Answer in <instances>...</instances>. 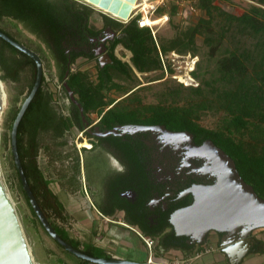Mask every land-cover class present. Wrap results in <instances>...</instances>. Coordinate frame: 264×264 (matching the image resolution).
<instances>
[{
  "label": "trees",
  "instance_id": "trees-1",
  "mask_svg": "<svg viewBox=\"0 0 264 264\" xmlns=\"http://www.w3.org/2000/svg\"><path fill=\"white\" fill-rule=\"evenodd\" d=\"M193 4L202 9L203 14L195 22L181 27L166 41L157 39L149 25L138 24L140 13L126 21L103 13L105 25L111 27L115 34L104 43L110 61L98 65L95 79L90 78L85 69H71L77 57H95V38L101 33V28L90 24L93 9L90 4L81 0H0V18L8 16L22 22L46 44L59 78L73 90L87 119L91 120V112H96L98 124L105 128L125 122H155L175 130H189L196 141L210 138L234 159L240 175L264 197V0H251L240 13L224 10L214 0H194ZM178 8L177 0L173 1L169 15L177 12ZM155 10L163 13L162 6ZM0 28L16 38L3 27ZM198 34L203 36L208 53L216 55L215 67L209 78L198 76L194 68L191 70L200 80L197 84L183 86L190 91L188 98L168 104L125 102L134 97L135 90L142 86L138 85L141 82L124 84L115 80V75L132 80L137 77L134 69L141 72L164 70L160 53L171 50L197 54L195 40ZM232 38H237L238 44H229ZM119 43L131 52L130 62L114 53ZM0 67L4 70V77L14 80L28 67L31 81L27 92L30 90L36 72L34 59L1 36ZM169 70L172 69L169 67ZM44 81L42 71L41 82L17 129V149L23 171L45 216L65 240L88 254L112 257L102 246L77 238L57 222V219L66 221L69 213L50 187L51 180L43 173L37 157L41 148L48 149L44 140L50 144H64L66 130L80 122L82 113L72 101L67 114L59 112L54 105L52 92ZM179 84L182 86V83ZM111 88L126 94L118 99L106 98L103 90ZM204 110L225 112L227 118L224 124L210 127L200 123L198 117ZM74 165L75 171H78V157ZM17 177L30 205L18 172ZM31 210L36 216L32 207ZM130 222L133 223L132 220ZM166 224L169 225V222ZM140 227L144 234L157 238L158 248L186 250L193 245L186 242L185 235H177L173 229L162 235L142 223ZM250 251L263 252L264 240L255 238ZM73 255L79 264H104Z\"/></svg>",
  "mask_w": 264,
  "mask_h": 264
},
{
  "label": "rangeland",
  "instance_id": "rangeland-1",
  "mask_svg": "<svg viewBox=\"0 0 264 264\" xmlns=\"http://www.w3.org/2000/svg\"><path fill=\"white\" fill-rule=\"evenodd\" d=\"M173 1L176 0H137V6L133 8L129 17L136 13H140V17L143 15L144 18L149 17L151 21H155L149 26L154 29L157 39L162 38L166 41L173 37L181 27L195 22L203 14V10L197 8L196 11L191 12L187 16L177 12L169 15L168 11ZM180 1L183 9L189 3H194V0ZM214 2L224 10L240 13L251 3V0H214ZM153 5L156 7L162 6L163 13L155 10L156 7L152 9ZM97 8L98 7L93 6L89 17L90 24L96 28H101V32H105L108 28V30L115 34V31L111 27L105 25L104 11ZM164 14H167L166 19L162 18ZM117 19L121 21L127 20ZM0 26L12 33L19 41L37 50L42 58V70L45 74L44 85L52 92L53 102L57 110L63 114H67L71 107V98L63 85V80L59 78L54 59L46 44L35 34L30 32L22 22L11 17L4 16L0 18ZM106 34L110 36V33ZM195 43L197 54H193L192 52H179L182 55H180L178 59L176 58V60L172 61L176 66L175 68L170 64L171 60L168 57L170 52L168 51L167 57H165L167 71L155 69L141 72L134 69L137 77L132 80L115 75L114 79L124 84L132 85L137 81L141 82L138 85L142 86L135 90L134 97L125 100V102L133 104L162 102L168 104L173 101L182 102L188 98L189 89L183 87L186 85L178 78L172 77L171 73H180L179 77L183 79L190 78L185 72V66L190 65L192 63L191 60L194 59V69L198 76L204 75L209 78L214 70L216 60V55L214 56L208 53V48L203 42L202 35L198 34L196 36ZM231 43L238 44V39L232 38V41H229V44ZM99 48L100 47L94 48V58H87L85 56L77 57L74 63L71 64V69H75L76 67L85 69L90 78L95 79L98 65H102L109 60L105 57L106 51H99ZM114 53L122 60L130 62L131 52L120 43L115 46ZM169 67L172 69L171 71ZM3 75L4 70L0 67V80L5 94L3 97V109L0 113V178L8 190L23 223L36 264H79L78 259L71 254L70 251L60 246L55 239L48 234L39 219L32 213L31 207L20 188L19 179L17 177L18 171L11 154L10 128L15 111L27 95L28 86L31 81L30 69L28 67L23 69L15 80L4 77ZM160 75L162 76L154 78ZM190 75L197 82L200 80L199 77L192 74L191 71ZM179 83H182V86ZM103 92L106 98L113 97L116 99L126 94H123L122 90L115 88L104 89ZM96 115V112H91L93 118H95ZM226 118L227 114L223 111L204 110L201 111L198 121L206 126L216 127L223 125ZM64 138L66 141L64 144H50L48 140H44V144L46 143L48 149L45 150L41 148L37 157L38 164L43 170V173L51 180L49 183L50 187L58 194L69 213V217L66 221L57 219V222L63 224L68 229L69 233L77 238L92 242L99 240V242L103 243L106 241L108 233H111L114 229L112 224H116L112 220L104 219V216L114 220H121L125 223L128 222L123 219L121 214L113 216L107 214L101 215L100 212L92 206L87 196V194L90 193L88 184L86 179L84 183L80 165L81 156H83V158L85 157V150L81 147V144L88 146L90 142L86 139L79 142L81 137L73 126L66 130ZM76 157H78V171H75L74 165ZM84 185H86V189ZM133 227L139 230L143 236L139 239L140 246L144 245L148 251H154L155 259L174 260L184 257V253L180 250L174 248H158L156 237L144 234L137 226ZM117 229L123 231L124 234L131 235V237H134V234L138 233L135 229L131 230L133 228L129 229L121 226ZM97 231H99V233H97ZM212 232L215 234L216 231L212 230ZM252 232L258 233L259 235L263 234L264 236V227L255 228ZM146 240L149 242L152 240L151 247L147 246ZM125 255L127 257H134L135 253L131 250H125ZM260 258V255L254 253L247 254L243 264H261L262 258Z\"/></svg>",
  "mask_w": 264,
  "mask_h": 264
},
{
  "label": "water",
  "instance_id": "water-1",
  "mask_svg": "<svg viewBox=\"0 0 264 264\" xmlns=\"http://www.w3.org/2000/svg\"><path fill=\"white\" fill-rule=\"evenodd\" d=\"M81 1L100 9L104 7L107 9V13H116L117 15H113L114 17L126 20L132 12L130 2L134 0ZM106 32L110 33V36H100L99 39L102 42L106 38L114 36V32H111L108 28ZM0 36L31 56L36 64L32 86L20 104L11 124L10 150L22 188L42 226L66 250L93 262L104 264H169L152 259L136 260L88 254L65 240L49 222L29 186L17 149L18 125L41 82L43 71L42 58L37 51L17 40L1 28ZM102 50H105V47L99 48V51ZM105 57L110 61L107 52ZM63 85L71 101L79 107L83 115V107L74 96L73 90L66 81H63ZM123 128L124 130L131 131L148 128L161 129L164 137L165 135H170L175 137L180 136L177 140L187 139L190 143L191 154L206 157V170L214 177V181L211 183L194 184L190 189L193 193L192 201L176 207L169 215V223L175 234L187 236L190 243L203 242L211 230L223 232L221 244H224L225 247H222V249L228 254L231 264H238L250 249L248 237L252 230L264 227V197L260 196L254 187L240 175L234 159L210 138H206L200 144H194L191 140L192 133L188 130H173L166 128L164 124L151 125L140 123H128L123 125ZM115 131L116 127L97 132L98 134L106 135ZM7 191L0 178V264H36L23 223ZM235 245L237 247L236 250L233 249Z\"/></svg>",
  "mask_w": 264,
  "mask_h": 264
},
{
  "label": "flooded vegetation",
  "instance_id": "flooded-vegetation-1",
  "mask_svg": "<svg viewBox=\"0 0 264 264\" xmlns=\"http://www.w3.org/2000/svg\"><path fill=\"white\" fill-rule=\"evenodd\" d=\"M106 33L105 30L95 38V47H104L107 39L102 42L99 37ZM91 118L82 115L74 127L81 137L79 142L85 139L90 142L88 146L81 144L85 157L81 156L80 165L90 191L88 199L101 215H104L102 211L109 212L106 213L109 216L121 214L128 222L119 221L123 226H137L141 230L142 223L163 235L172 229L170 223L166 224L170 213L192 201L193 185L214 181L206 170V158L191 154L187 139L177 140V143L165 140L163 131L158 128L133 131L123 128L128 123H163L125 122L105 128L98 124V115ZM113 127L116 131L106 135L97 132ZM205 139L196 141L192 133L194 144ZM215 234L217 242L221 243L223 232ZM251 236L252 233L248 237L250 247L254 244ZM185 240L190 243L187 236Z\"/></svg>",
  "mask_w": 264,
  "mask_h": 264
},
{
  "label": "crops",
  "instance_id": "crops-1",
  "mask_svg": "<svg viewBox=\"0 0 264 264\" xmlns=\"http://www.w3.org/2000/svg\"><path fill=\"white\" fill-rule=\"evenodd\" d=\"M104 13H106V11H104ZM104 219L114 221L116 223V224H112L114 229L111 231V233H108V236H106V241L101 243L98 240V241H94V243L105 248L109 253H111L112 256H115L118 258L146 260L151 255V258L153 260L166 262L169 264H231L228 254L222 249L221 247L222 244L220 242H217V239H218L217 235L213 234L212 231H210L207 234L203 242L192 243L193 245L189 249L183 250L179 248H174L184 253V257H182L181 259H174V260L155 259L154 251H148L144 247V245L143 246L141 245L142 246L141 248L139 239L140 237H143V236L141 235V232L139 230L135 229L134 227L123 226L122 224L119 223V221L122 222L121 220L110 219L109 217H106V216H104ZM121 226L127 227L129 229L133 228L131 230L135 229L138 233L134 234V237H131V235L124 234L123 231H120L117 229L118 227H121ZM97 233H99V231H97ZM260 235L258 233L252 232L251 238L254 241H255V238L264 240L263 234H260ZM125 250L133 251L135 253L134 257H127L125 255ZM250 253L260 255L262 258L261 264H264V251L263 252H259V251L253 252V251H250V249L241 258L238 264H243L245 257H247V254L249 255Z\"/></svg>",
  "mask_w": 264,
  "mask_h": 264
},
{
  "label": "built area",
  "instance_id": "built-area-1",
  "mask_svg": "<svg viewBox=\"0 0 264 264\" xmlns=\"http://www.w3.org/2000/svg\"><path fill=\"white\" fill-rule=\"evenodd\" d=\"M177 2H178V4H179V8H178V10H177V13H179V14H182V15H189L191 12H193V11H196L197 10V7L193 4V3H189L188 5H186V7H184V9H183V7L181 6V1L180 0H177ZM155 7L156 6H152V9H155ZM164 15H166V17H167V14H164ZM138 24L139 25H150V24H145L144 23V19H143V16L142 17H140V18H138ZM151 30H152V33L153 34H155V32H154V29L153 28H151ZM170 53L168 54V57L170 58V60H171V66L172 67H176L175 65H174V63L172 62V61H174V60H176V58L178 59V57H180V55H182L181 53H179V52H177V51H175V50H171V51H169ZM165 57H167V53H165V54H162V53H160V58H161V60H162V64H163V67H164V70L165 71H167V65H166V62H165ZM191 64L190 65H187V66H185L186 68V70H185V72H186V74L190 77V78H188V79H183L182 77H179V74H177V73H171V76L172 77H175V78H178L180 81H182L184 84H197V81L190 75V71L194 68V62H195V60L194 59H192L191 60ZM146 244H147V246L148 247H151V245H152V240L149 242V241H147L146 240ZM148 259H152L151 258V255L148 257ZM153 260V259H152Z\"/></svg>",
  "mask_w": 264,
  "mask_h": 264
},
{
  "label": "bare ground",
  "instance_id": "bare-ground-1",
  "mask_svg": "<svg viewBox=\"0 0 264 264\" xmlns=\"http://www.w3.org/2000/svg\"><path fill=\"white\" fill-rule=\"evenodd\" d=\"M130 4H131V11L133 10V8H135L136 6H137V0H134V1H131L130 2ZM98 9V8H97ZM103 11H106L107 9L106 8H104V7H102L101 8ZM107 13V12H106ZM110 13V12H109ZM108 14V13H107ZM110 14H112V15H117L116 13H110ZM162 18L163 19H166V15H163L162 16ZM143 19H144V23L145 24H153L155 21H151L150 19H149V17H143ZM5 96V94H4V92H3V89H2V85H1V83H0V113H1V111H2V109H3V97ZM165 140H168V141H171V142H178L177 141V139L178 138H180V136L179 137H175V136H170V135H165ZM191 152V151H190ZM206 158V157H205ZM216 158V157H215ZM8 192V191H7ZM9 193V192H8ZM236 245L235 246H233V249H235L236 250Z\"/></svg>",
  "mask_w": 264,
  "mask_h": 264
}]
</instances>
